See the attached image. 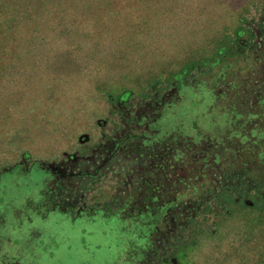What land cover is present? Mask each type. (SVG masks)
Segmentation results:
<instances>
[{
    "label": "rangeland",
    "instance_id": "374dc122",
    "mask_svg": "<svg viewBox=\"0 0 264 264\" xmlns=\"http://www.w3.org/2000/svg\"><path fill=\"white\" fill-rule=\"evenodd\" d=\"M263 155L264 0H0V264H264Z\"/></svg>",
    "mask_w": 264,
    "mask_h": 264
},
{
    "label": "trees",
    "instance_id": "16d2710c",
    "mask_svg": "<svg viewBox=\"0 0 264 264\" xmlns=\"http://www.w3.org/2000/svg\"><path fill=\"white\" fill-rule=\"evenodd\" d=\"M256 160H253L249 165L244 167L243 173L239 176V181H245L247 186H251L252 184L262 185L264 183V155L261 159ZM257 173L260 175L254 177ZM243 188H246L245 185H243ZM228 197L231 198L230 195ZM231 203L232 201H228V204Z\"/></svg>",
    "mask_w": 264,
    "mask_h": 264
}]
</instances>
